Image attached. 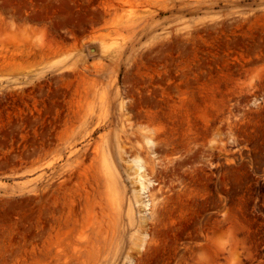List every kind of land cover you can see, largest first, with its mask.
Listing matches in <instances>:
<instances>
[{
	"label": "rangeland",
	"instance_id": "obj_1",
	"mask_svg": "<svg viewBox=\"0 0 264 264\" xmlns=\"http://www.w3.org/2000/svg\"><path fill=\"white\" fill-rule=\"evenodd\" d=\"M0 264H264V0H0Z\"/></svg>",
	"mask_w": 264,
	"mask_h": 264
},
{
	"label": "bare ground",
	"instance_id": "obj_2",
	"mask_svg": "<svg viewBox=\"0 0 264 264\" xmlns=\"http://www.w3.org/2000/svg\"><path fill=\"white\" fill-rule=\"evenodd\" d=\"M136 162H138L139 166L142 168L143 164L141 163V159L139 157H135Z\"/></svg>",
	"mask_w": 264,
	"mask_h": 264
}]
</instances>
